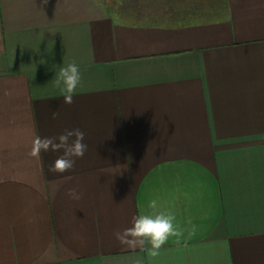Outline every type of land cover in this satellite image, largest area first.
<instances>
[{"label":"crops","instance_id":"1","mask_svg":"<svg viewBox=\"0 0 264 264\" xmlns=\"http://www.w3.org/2000/svg\"><path fill=\"white\" fill-rule=\"evenodd\" d=\"M73 61L65 104L52 80ZM74 128L87 150L72 169L29 155ZM142 208L181 232L154 258L114 236ZM0 264H264V0L182 25L0 0Z\"/></svg>","mask_w":264,"mask_h":264},{"label":"clouds","instance_id":"2","mask_svg":"<svg viewBox=\"0 0 264 264\" xmlns=\"http://www.w3.org/2000/svg\"><path fill=\"white\" fill-rule=\"evenodd\" d=\"M53 85L58 90V94L63 98V103L71 104L73 96L81 83V72L76 62H69L60 65L55 71ZM57 113L53 112L52 117L56 118ZM51 150L61 154L54 160L50 171L54 173H65L72 169L75 158L84 156L87 145L84 143V132L78 128L65 130L56 137L37 136L32 143L30 156L37 157L41 151ZM80 193L72 189L68 192L71 199H80ZM148 207L156 208V200L149 202ZM131 226L114 233L115 239L122 245L129 248L149 245L147 255L154 258L158 255V250L169 239L178 237L181 232L175 223V216L171 211L162 210L155 213H146L143 208L137 215L133 216Z\"/></svg>","mask_w":264,"mask_h":264},{"label":"rangeland","instance_id":"3","mask_svg":"<svg viewBox=\"0 0 264 264\" xmlns=\"http://www.w3.org/2000/svg\"><path fill=\"white\" fill-rule=\"evenodd\" d=\"M123 23L182 25L225 18L230 0H102Z\"/></svg>","mask_w":264,"mask_h":264}]
</instances>
